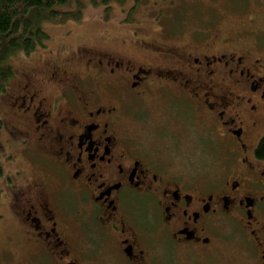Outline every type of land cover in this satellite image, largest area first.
<instances>
[{
	"label": "flooded vegetation",
	"instance_id": "flooded-vegetation-1",
	"mask_svg": "<svg viewBox=\"0 0 264 264\" xmlns=\"http://www.w3.org/2000/svg\"><path fill=\"white\" fill-rule=\"evenodd\" d=\"M239 4L219 42L206 18L149 63L93 57L42 90L22 76L0 264H264V0Z\"/></svg>",
	"mask_w": 264,
	"mask_h": 264
},
{
	"label": "rangeland",
	"instance_id": "rangeland-1",
	"mask_svg": "<svg viewBox=\"0 0 264 264\" xmlns=\"http://www.w3.org/2000/svg\"><path fill=\"white\" fill-rule=\"evenodd\" d=\"M230 1L235 0H219L218 3L211 0L213 4L206 0H126L123 4L113 2L106 8L104 0H79L80 4H72L73 10L68 12L67 19L46 22L44 28L50 36L45 41L46 49L12 58L10 62L14 65L15 76L5 91L0 93V118L4 123L0 130V143L6 144V149L0 150V167L3 169L0 174V190L13 173L15 163V144L9 142L12 138L9 126L12 122L18 123V118L10 111L8 103L15 95L12 92L19 89L22 76H31L42 90L50 71H67L68 74L81 70L89 72L92 70L89 69L92 66L89 65V59L93 57L119 56L139 63H149L153 61V52H156L155 44L168 41L178 43L184 35L189 38V29L204 22L206 18L215 21L211 26L213 33L211 35V31L208 37L213 36V40L219 42L239 25L238 14H231L227 9ZM239 1V5L251 4V0ZM212 6L222 8L220 11L223 13H212ZM248 7L247 10L250 9ZM156 102L148 101V107L154 110ZM201 138L206 146L202 160L204 169H215L217 157L215 150L209 147L213 144L212 139L209 136L207 139ZM183 145L188 149L191 146L190 142H183ZM18 154L21 157L23 155L20 152ZM34 155L37 156L36 153ZM187 160V156L172 157L174 164L179 162L187 165ZM5 237L4 229L0 232V241Z\"/></svg>",
	"mask_w": 264,
	"mask_h": 264
},
{
	"label": "trees",
	"instance_id": "trees-1",
	"mask_svg": "<svg viewBox=\"0 0 264 264\" xmlns=\"http://www.w3.org/2000/svg\"><path fill=\"white\" fill-rule=\"evenodd\" d=\"M104 2L107 8L113 2L123 4L126 0ZM77 3L79 0H0V93L16 73L11 59L46 49L45 41L50 36L45 23L67 19L68 12L73 10L72 4ZM3 124L0 118V130ZM261 147L264 150V139ZM2 172L0 167V174Z\"/></svg>",
	"mask_w": 264,
	"mask_h": 264
}]
</instances>
